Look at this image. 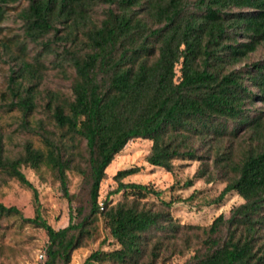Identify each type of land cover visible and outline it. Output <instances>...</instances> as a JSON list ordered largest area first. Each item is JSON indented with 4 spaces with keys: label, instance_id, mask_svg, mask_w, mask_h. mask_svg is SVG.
I'll return each instance as SVG.
<instances>
[{
    "label": "trees",
    "instance_id": "trees-1",
    "mask_svg": "<svg viewBox=\"0 0 264 264\" xmlns=\"http://www.w3.org/2000/svg\"><path fill=\"white\" fill-rule=\"evenodd\" d=\"M19 1L0 0V34ZM18 8L23 37L0 38V59L12 63L4 106L28 123L46 60L69 78L70 95L46 92L53 129L38 122L41 145L27 141L8 157L0 134V171L37 197L21 168H46L70 203L73 171L88 185V211L79 206L77 222L54 229L38 209L26 218L0 203V219L45 230L44 264H70L99 216L118 247L91 252L85 264H160L195 244L184 264H264V60L248 62L264 44V0H27ZM137 138L150 141L152 167L199 161L186 187L220 179L218 199L234 192L243 202L209 226L180 224L166 210L171 202H143L160 195L150 184L122 181L140 171L133 165L114 174L101 209L107 166ZM112 193L121 194L115 203Z\"/></svg>",
    "mask_w": 264,
    "mask_h": 264
},
{
    "label": "rangeland",
    "instance_id": "rangeland-1",
    "mask_svg": "<svg viewBox=\"0 0 264 264\" xmlns=\"http://www.w3.org/2000/svg\"><path fill=\"white\" fill-rule=\"evenodd\" d=\"M27 0H20L10 5L11 9L8 18L1 24L3 27L0 38H22V23L17 17L18 6H25ZM17 5V6H16ZM33 45L30 43L28 53L32 55ZM16 52V50H15ZM3 59L5 61H3ZM0 59V134L4 148V155L15 157L27 141L33 145H41L40 137L36 133V126L40 120L45 122L48 129H53L45 103L47 102L46 92H58L62 96L70 95V80L48 61L45 64L48 68L43 72L42 78L37 84L38 104L33 114L28 117V123H23L22 114L14 109L10 110L4 106L8 83L9 67L12 64L6 57ZM264 60V44L254 52L248 62ZM256 103L255 106H259ZM150 141L144 139H133L127 143L124 149L115 156L113 161L106 168V176L100 183L98 203L104 205V200L109 193L117 187L113 176L123 168L133 165L141 169L137 174L125 177L123 182H136L150 184L160 192L158 197L148 195L144 201L155 204V207L162 206L161 200L171 202L166 209L175 222L184 225H197L200 227L209 226L220 214L228 217L231 210L243 202V199L234 192H230L222 199H218L220 192L226 182L217 179L213 182H206L203 179L194 180L190 187L184 184L193 177V174L200 167L199 161L175 160V167L172 171L152 167L145 161L149 152ZM22 172L33 184L37 191V197L31 188L25 186L14 178H9L0 171V203L5 206H15L26 218L36 216L37 209L40 216L54 229L65 227L70 218L77 222L81 216L78 215L79 206H87L88 185L86 180L79 174L70 171L68 177V192L73 194L71 203L63 196L59 180L55 175L43 168L40 173L35 172L27 166H22ZM121 198V194L112 193L110 201L115 203ZM88 208L84 209L87 212ZM93 235L86 241L83 247L72 252L70 264H85L88 255L96 250L110 251L118 247L106 226L104 218L99 216L93 223ZM48 236L41 227L30 223H22L17 216L0 219V264H44L47 260L46 246ZM195 244L190 250L182 253L163 257L160 264H184L199 248ZM41 255H43L41 257ZM165 256V255H164ZM55 264H61L59 262ZM96 264V263H95Z\"/></svg>",
    "mask_w": 264,
    "mask_h": 264
},
{
    "label": "built area",
    "instance_id": "built-area-1",
    "mask_svg": "<svg viewBox=\"0 0 264 264\" xmlns=\"http://www.w3.org/2000/svg\"><path fill=\"white\" fill-rule=\"evenodd\" d=\"M100 208L102 209L103 208V205L100 203ZM43 255H41V257H42Z\"/></svg>",
    "mask_w": 264,
    "mask_h": 264
}]
</instances>
